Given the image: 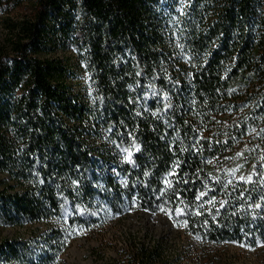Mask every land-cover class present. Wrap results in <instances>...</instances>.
Masks as SVG:
<instances>
[{
    "label": "trees",
    "instance_id": "1",
    "mask_svg": "<svg viewBox=\"0 0 264 264\" xmlns=\"http://www.w3.org/2000/svg\"><path fill=\"white\" fill-rule=\"evenodd\" d=\"M25 1L0 0V7ZM178 7L173 0H36L34 16L12 24L13 35L0 49V229L28 228L29 233L0 236V264H66L62 255L77 226L103 227L132 211L162 214L157 205L172 193L157 200L153 192L160 195V180L177 157L184 161L177 175L188 180L178 185L185 203L194 201L201 182L212 189L204 199L226 201L218 225L204 211L186 217V233L210 245H264V216L254 218L259 210L248 208L264 196V186L236 178L247 176L254 164L264 172L258 159L264 156V133L251 132L264 128V0H191L185 15ZM59 49L71 51L73 61L55 55ZM73 67L90 77L80 90L72 84ZM136 70L146 74L126 75ZM177 79L174 89L171 81ZM150 81L158 95L168 91L176 106L160 113V120L150 112L135 117L132 106L125 107L129 96L145 90L149 96L140 103L151 110L162 107L151 95ZM94 97L103 103H93ZM120 120L136 128L141 149L133 153L135 167L109 142L115 133L104 131L111 121L124 133ZM198 137L204 138L201 150L193 152ZM181 146L189 151L181 152ZM138 178L148 187L133 189ZM132 195H138L135 206ZM75 205L87 211L72 214ZM205 208L216 212L211 205ZM135 240L125 246L123 264H172L162 243Z\"/></svg>",
    "mask_w": 264,
    "mask_h": 264
},
{
    "label": "rangeland",
    "instance_id": "2",
    "mask_svg": "<svg viewBox=\"0 0 264 264\" xmlns=\"http://www.w3.org/2000/svg\"><path fill=\"white\" fill-rule=\"evenodd\" d=\"M35 8L36 0L0 7V49L5 48L13 35L12 24L33 17ZM54 54L72 61L74 59L71 51L59 49ZM73 70V87L80 90L87 82L85 72L77 68ZM83 228L85 231L82 234L75 232L70 236L69 247L62 255L66 264H123L124 248L131 237L137 243H162L172 264H264L262 245L245 248L232 242L205 244L186 233L184 228L174 227L163 214L132 211L108 220L103 227L94 225ZM28 233V228L0 229L2 237H21Z\"/></svg>",
    "mask_w": 264,
    "mask_h": 264
},
{
    "label": "snow or ice",
    "instance_id": "3",
    "mask_svg": "<svg viewBox=\"0 0 264 264\" xmlns=\"http://www.w3.org/2000/svg\"><path fill=\"white\" fill-rule=\"evenodd\" d=\"M174 3L178 2L179 7L177 8V11L180 13V15H185V9L188 7V5L191 3V0H173ZM172 23L178 24L179 21L176 17L172 18ZM173 35H176V33H173ZM176 47L178 48H183L184 45L182 44H176ZM213 47H215V42H213ZM211 53H205V55H210ZM133 60H135V57H132ZM184 59L186 61H191L190 57L185 56ZM84 67H87V65H84ZM135 67L138 68V65H136ZM193 68H197L199 67L196 64H192ZM161 72L164 73L165 76H167V70L163 67H161ZM142 74H146L143 73L142 70H136L132 73H126V75H131L134 77H140ZM193 72L191 71H187L186 72V76L189 78H193ZM85 80L87 81L88 79H90V77L88 76V73L85 72V76H84ZM122 79V77H121ZM173 84V88L176 89L177 86L180 84V81L177 80H173L171 81ZM137 83H139V81H137ZM149 87L152 89L151 95L152 97H155L157 100V104L160 105L162 104V107H157L155 110H151L148 107H145V105L140 103L141 98H147L149 96V92L147 90L143 91L142 94H138L135 97L133 96H129L127 104H125V107H128L129 105H131V109L130 112L134 114L135 117H142L144 112H150V115L152 117H155L157 120L162 119V116L160 115V113L165 112V111H173V109L176 107L175 105H173V103L171 102L170 99V93L168 91L163 92L162 94L157 93V91L155 90V85L150 81L149 83ZM127 88L129 90L133 89V84H128ZM230 91H234L231 90ZM92 89L91 87H89V95H91ZM99 100L101 103H103L104 98L102 97H94L93 98V103H96V101ZM137 106H139L140 110H137ZM100 119L103 120V115L101 114ZM165 124H169V122L167 120L164 121ZM185 124L188 123V121L184 122ZM119 125L121 128L125 129L124 133H121L120 130L118 128H116V126L109 121L108 122V127L106 129H104V131H106L107 133H115V139H110V143L113 144L115 146L116 149L119 150V155H121L123 162L132 165L133 167H135V162L133 160V153L137 152L141 149V144L137 142V138H136V128L133 127L131 129H129V126L127 123H125V121L120 120L119 121ZM169 126H171L169 124ZM251 132L255 133L257 136L261 135V133H264V128H261L260 131H257L255 128L251 129ZM106 139H108V137H106ZM161 139H164L163 136H161ZM197 139V143L193 144L191 146V151L193 152H199L201 149L198 146L199 145V141L201 139H204L203 137H198ZM209 141L211 140V137L207 138ZM117 140H119V142H117ZM125 143H127V147L123 146ZM217 143H219V141H217ZM256 147H259V145H257ZM169 151H172V145H169ZM180 151L181 152H186L189 151V149H185L183 146L180 147ZM173 155H175V153H173ZM237 156H240L241 153H236ZM258 159L261 161L259 167L261 169H264V156H260L258 157ZM184 163V161H181L179 157H177L176 159H174L172 161V165L171 168L165 173V175L163 176L162 180H160V183H162L164 185V187L158 188L156 191L159 192L160 195H156V192H153V195L156 196L157 200H160L163 196L168 195V192L171 191L172 195L169 197L168 201H165L164 204H158L157 205V210L159 212H161L162 214H164L165 216L168 217L169 220L172 221V225L174 227L177 228H185L187 229L189 226V219H187L186 217H198V216H202L204 211H208L209 215L211 216V221L213 224H217L218 225V220H217V216L220 215L219 213V208H223L226 204V201L224 200H220L217 201V198L215 196H212L211 199H204V197H206L209 193V191H211L212 189L209 188V185L207 183L201 182V187L195 190V194H194V201L193 202H189V203H185V200L182 199L181 197V192L179 191L178 185L179 184H184L187 185L188 184V180H181L178 175H177V171L180 169L181 164ZM111 171L116 174L119 175V173H117L116 168H112ZM200 170L197 169V173ZM232 175L235 176L237 169L233 168L229 170ZM149 171L144 170L142 172V175L147 177L149 176ZM37 175H39V173H37ZM193 175H196L195 173ZM170 177L172 179H170ZM254 177H256V179L254 180ZM238 180L242 181L245 184H256L257 181L260 182V186H264V172L258 171L257 166L254 164L253 165V169L252 171L247 175H240L238 177H236ZM196 179L199 180V175H196ZM212 180H215L217 183H220V178L216 177V176H212L211 177ZM175 180V184L174 181ZM44 181L41 180L40 183H43ZM123 186H127L128 185V180L127 179H123L121 181ZM71 184L73 186H76V193L77 195H79V181L78 180H72ZM143 186L145 188L148 187V184L146 182L140 181L139 178L137 179V181H134L132 183V187L133 189L137 187V185ZM231 184V181H228L227 184H225L223 186V188L221 190H224L228 187V185ZM98 188L102 189V185L97 184L95 185ZM185 190H188L187 188ZM61 195H63L61 193ZM241 197L245 195V193L242 191L239 194ZM138 199V195H132L131 196V203L135 206L136 205V201ZM65 200L67 201V198H65ZM172 201H177L172 208L167 207L168 203H171ZM260 201H264V196L260 197ZM260 201H257L254 204H249L248 208L249 209H255V210H259L256 212H253V217L256 218L257 216H264V204H262ZM199 202V203H196ZM211 205L213 208H216V212L215 214L212 213V211L210 209L205 208V205ZM218 204V207H217ZM61 208H64V204L60 205ZM147 211V209H145ZM87 211V209L85 208H81L79 205H75L72 208V214H80L83 215L85 212ZM92 216H96L98 214V210L97 211H92L90 213ZM154 214V213H153ZM236 213H232V215H235ZM116 215H119V212L116 213ZM209 224L208 220H204L203 221V227L207 228ZM74 231H76V234H82L85 229L82 226H77V229H74ZM241 231H243V229H241ZM189 235H192V233L190 232ZM196 239H200V236H196ZM232 243H236V241H233ZM257 244H262L261 241H257ZM241 247H248V245L245 244H241ZM264 246V245H262ZM56 260H59V257H56Z\"/></svg>",
    "mask_w": 264,
    "mask_h": 264
}]
</instances>
